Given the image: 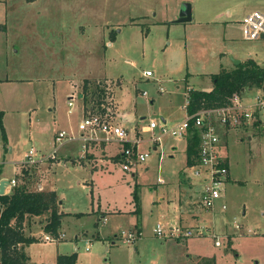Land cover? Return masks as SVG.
Masks as SVG:
<instances>
[{
	"label": "rangeland",
	"instance_id": "1",
	"mask_svg": "<svg viewBox=\"0 0 264 264\" xmlns=\"http://www.w3.org/2000/svg\"><path fill=\"white\" fill-rule=\"evenodd\" d=\"M185 2L192 19L171 21ZM258 2L0 0V172L13 185V178L21 182L20 165L28 168L29 188L41 181L44 189H55L65 213L62 240H44L40 218L29 223L37 238L28 247L32 264H55L57 254H75V264H264V129L228 138L230 179L211 209L193 199L201 183L185 166L187 136L164 134L153 143L141 131L150 120L167 127L183 121L186 87L206 90L211 75L232 68L233 59L264 67V38L244 39L239 21ZM144 70L153 75L144 77ZM101 75L109 78L93 77ZM71 91L82 95L79 115L67 111ZM95 112L122 124L123 115H133L124 126L130 137L133 127L141 135L138 150L149 156L124 170L120 150L115 160L99 157L105 142L116 141L87 140L90 152L80 158L81 140L53 136L62 128L78 135L81 113ZM65 148L74 155L64 157ZM105 163L109 172L99 169ZM93 208L92 216H68ZM103 212L104 223L96 224ZM182 212L193 235L168 236ZM158 223L160 235L153 232ZM124 233H134L133 240L125 242Z\"/></svg>",
	"mask_w": 264,
	"mask_h": 264
},
{
	"label": "built area",
	"instance_id": "2",
	"mask_svg": "<svg viewBox=\"0 0 264 264\" xmlns=\"http://www.w3.org/2000/svg\"><path fill=\"white\" fill-rule=\"evenodd\" d=\"M241 32L244 39L252 40L261 37L264 33V11L253 10L241 19ZM143 74L147 77L152 76L150 70ZM145 93V92H144ZM68 105H72L70 96ZM187 100V97H186ZM187 104V101H186ZM164 123V121H163ZM264 129V94L259 93L253 97L244 99L241 94H234L229 98V102L218 107L198 110L193 114H187L186 118L173 126L167 127L166 124L158 125L154 120H150L142 126V132H149L151 142H158L162 135L169 134L174 137H185L189 133L196 131L198 134V148L192 162L187 165L192 174L200 180L201 189L193 198L198 206L211 209L222 196L224 185L229 176V168L225 156L227 140L231 134L239 130L246 129ZM78 129L84 136L83 139L116 141L120 144V156L122 169L129 170L136 163L144 161L148 152L138 150L140 137L136 134L129 136V131L118 123H113L101 112L83 114L78 123ZM157 130V134L155 133ZM87 133L88 135H85ZM74 139V134L66 133L61 130L56 136L57 141L62 139ZM129 145L126 146L125 143ZM30 158V156H29ZM28 158V159H29ZM185 180L190 184L189 179ZM15 184V180H11ZM225 208V204H221ZM154 233H162V224L158 223L153 229ZM201 235L202 231L198 230ZM193 235L189 227L174 226L170 228L169 235L172 237H189ZM63 235L57 237L46 234L43 238L46 241L60 240ZM124 241L129 242L134 238V233H124ZM123 241V242H124ZM218 245L219 243L216 242Z\"/></svg>",
	"mask_w": 264,
	"mask_h": 264
},
{
	"label": "trees",
	"instance_id": "3",
	"mask_svg": "<svg viewBox=\"0 0 264 264\" xmlns=\"http://www.w3.org/2000/svg\"><path fill=\"white\" fill-rule=\"evenodd\" d=\"M211 80L213 85L209 90L194 88L187 90V114L225 105L234 94H242L248 88L264 89V67L249 58L230 69H221L212 74ZM98 90L102 96L105 87ZM83 96L85 98V95ZM0 130L4 132L1 110ZM125 145L128 146L129 143L126 142ZM197 148L198 134L192 130L187 135L185 166L192 162ZM29 171L28 168H22L21 182L15 183L9 192L0 194V264H28L29 257L25 247L37 241V238L27 235L24 231V223L31 217H38L44 221L42 226L44 232L55 237L59 235L63 212L57 194L55 190L30 189L27 180L29 181L32 175ZM133 200L136 205L138 200L136 189L133 192ZM81 215L82 213H79L75 216ZM55 264H75V254H58Z\"/></svg>",
	"mask_w": 264,
	"mask_h": 264
},
{
	"label": "crops",
	"instance_id": "4",
	"mask_svg": "<svg viewBox=\"0 0 264 264\" xmlns=\"http://www.w3.org/2000/svg\"><path fill=\"white\" fill-rule=\"evenodd\" d=\"M243 1H247V0H243ZM259 2H258V4L256 3V4H254V9H252V10H250V11H248V10H246V12H245V14L244 15H246L247 13H249V12H251V11H253V10H258V9H264V0H258ZM179 11H181V7L179 8V10L176 8L175 10H174V12L170 15V17H171V21H174V22H177L176 21V19L178 18V16H179ZM229 11V10H228ZM230 12V11H229ZM244 15L242 16V18L244 17ZM143 16H145V15H143ZM191 16H192V12H191ZM241 18V19H242ZM191 19H192V17H191ZM170 21V22H171ZM239 21H241V20H239ZM185 22H187V21H185ZM109 44H110V42H108ZM235 60H239V59H233V63H234V61ZM239 62H241V60H239ZM238 62V63H239ZM236 64V63H235ZM144 71H146V70H144ZM143 71V72H144ZM143 72H142V75L144 76V77H146V78H149V77H151V76H149V77H147V76H145L144 74H143ZM152 75H153V73H152ZM94 78H109L108 76H106V75H101V76H93ZM84 78H87V77H84ZM211 79V78H210ZM1 81V80H0ZM186 82H187V80H186ZM72 83V82H71ZM72 85H74V84H72ZM72 87V86H71ZM211 87H212V85L209 87V88H207L206 90H209V89H211ZM190 87L189 86H187L186 87V93H187V90L189 89ZM252 89H255L256 90V92L255 93H253V95L252 94H250V91H252ZM245 92V93H244ZM241 95H242V97H244V99H249V98H251V97H253L254 95H256V94H259V93H263L262 91H261V89H256V88H248V89H246L245 91H244ZM77 93V92H76ZM142 94H144L145 95V93L144 92H142ZM264 94V93H263ZM70 96H73V98H72V105L71 106H69L68 105V101L71 99L70 98ZM82 95H79V96H76L75 95V93L74 92H72L71 91V93H69V96L67 97L68 99H67V106H68V109H67V111L69 112V113H71L72 111H73V109H75L76 111H77V113H78V115H79V111L81 110L80 108H79V105H78V101H79V99H80V97H81ZM186 97H187V94H186ZM115 101H116V98H115ZM186 99H185V105H186ZM116 103V110H117V101L115 102ZM115 110V111H116ZM82 116H83V114L81 113V117L79 118V121L81 120V118H82ZM144 117H141V119H143ZM134 119V117H133V115H131V114H125V115H123V117H122V120H123V124L122 123H120V122H117L118 124H122V126L123 127H125L124 125V122H129V121H132ZM164 121V120H163ZM126 129H127V127H125ZM59 130V129H58ZM60 130H63V128L62 129H60ZM59 130V131H60ZM55 132V131H54ZM54 132H53V136L54 137H56L57 136V134L55 133L54 134ZM72 132V131H71ZM57 133H58V131H57ZM72 134H74V136H75V138L74 139H79V140H81V144H80V150H79V154H77V156H79L80 158L81 157H84V155H86L87 153L86 152H90L89 151V149H88V147H87V144H88V142H87V140L85 141L84 139H83V134L82 133H79L78 135L76 134V132H72ZM135 134V129H134V127L132 128V135L131 136H133ZM56 135V136H55ZM232 135V134H231ZM230 135V136H231ZM137 136H139V135H137ZM232 137V136H231ZM250 137V136H249ZM181 138H183V137H181ZM73 139V140H74ZM140 139H141V135H140ZM184 139V138H183ZM143 140V138L140 140V142ZM90 141V140H89ZM101 142H103L104 143V141H101ZM186 146H187V143H186ZM153 148L154 149H156V147H155V145H153ZM177 149V146L174 144V145H172V151H175ZM115 150H120V145L117 143H111V142H105V145H102V148H101V154H100V158H102V157H104V158H102L104 161H107V162H109L108 160H110L111 161V159H110V157H113V159L115 160V157L117 156V155H114L115 154ZM102 152H105L104 154H102ZM114 152V153H113ZM54 153V152H53ZM52 153V154H53ZM120 154V153H119ZM35 155V154H34ZM33 155V156H34ZM64 157H68V158H70L71 156H73L74 154H73V151L71 150V149H68V148H65L64 149ZM104 155V156H103ZM30 157H31V155H30ZM25 162V161H24ZM67 162H69V160L68 159H66L65 161H61V164H66ZM82 164H84V163H82ZM107 163H105L104 165H103V167H101V166H99V167H101V168H99V167H97V168H99L100 169V171H102V172H109L111 169H110V163H108L107 165H106ZM185 164H186V150H185ZM49 166V165H48ZM53 167H54V165H53ZM21 168H23V165H20V170H21ZM53 169V168H52ZM182 171V169H180V172ZM19 173V172H18ZM47 173V172H46ZM46 173L44 174V176L46 175ZM32 176H33V174H31ZM7 179L6 177H4V175H3V173H2V171L0 172V179ZM13 178V177H12ZM43 178V177H42ZM180 178H181V174H180ZM14 179V178H13ZM230 179V175L228 176V180ZM8 180V179H7ZM12 180V179H11ZM161 180H163V178H161ZM160 180V181H161ZM227 180V181H228ZM180 181H182L181 179L179 180V183L178 184H180L181 185V183H185V180L184 181H182L181 183H180ZM163 182H164V180H163ZM10 179L8 180V183L5 185V188H4V193L5 192H9L10 190H11V188H12V186L13 185H10ZM10 187V189H8ZM37 189H44L43 188V185H42V183H41V181L37 184ZM44 190H55V189H44ZM56 192V191H55ZM57 194V193H56ZM57 197H58V199H59V205H60V209H61V200H60V198H59V196L57 195ZM178 200H179V208H180V210H181V208H182V204L180 203V199L178 198ZM197 209V208H196ZM61 211H62V209H61ZM93 211H95L94 210V208L93 209H91V211H89L87 214L86 213H84V214H82L81 216H75V215H68L69 217H72V218H81V217H83V216H92V214H93ZM182 211V210H181ZM63 212V211H62ZM95 214V213H94ZM106 212H103L102 213V215H101V217L102 218H100V219H98V218H96L97 219V221H95V223L97 224L98 222H103L104 223V221H105V217H107L106 216ZM184 213L182 212V214L180 213V215H179V227H187L188 226V222L190 221V217L189 216H186V215H184ZM67 216V217H68ZM191 216H193V215H191ZM35 218L36 217H31L30 219H28L25 223H24V231H25V233L27 234V235H30V236H34L32 233H31V230H32V227H34V226H30L29 225V223L30 222H33L34 220H35ZM64 219H65V213L63 212V216H62V222L64 221ZM103 221H102V220ZM42 219H40V221H41ZM42 224H43V222H42ZM29 228V229H28ZM154 229V228H153ZM82 230H84V229H82ZM130 230H132V229H130ZM129 230V231H130ZM81 231V230H80ZM84 231H86V232H88L87 230H84ZM128 231V232H129ZM98 232V231H97ZM154 232V231H153ZM46 234H48V233H46ZM61 235H63L62 237H61V239L60 240H62L63 238H64V232L63 233H60ZM88 235V233L85 235V236H87ZM91 236H92V238H94L95 236L98 238L99 237V235H98V233H97V235L95 234V233H93V234H91ZM35 237V236H34ZM36 238V237H35ZM30 245V244H29ZM29 245H27L26 247H25V251H26V253H27V255H28V257H29V259H28V264H32V261H31V258H30V253H29V250H28V247H29ZM58 255V254H57ZM55 261H56V259H55Z\"/></svg>",
	"mask_w": 264,
	"mask_h": 264
},
{
	"label": "water",
	"instance_id": "5",
	"mask_svg": "<svg viewBox=\"0 0 264 264\" xmlns=\"http://www.w3.org/2000/svg\"><path fill=\"white\" fill-rule=\"evenodd\" d=\"M191 20V4L189 2L183 3V7L179 13L178 18L176 19L177 22H185ZM262 38H264V33L261 35ZM239 60H235V63L237 64ZM8 183L7 179H1L0 180V194L4 193L5 185Z\"/></svg>",
	"mask_w": 264,
	"mask_h": 264
}]
</instances>
